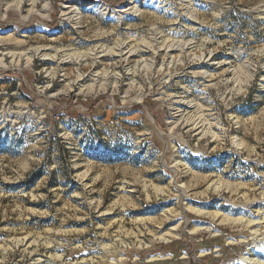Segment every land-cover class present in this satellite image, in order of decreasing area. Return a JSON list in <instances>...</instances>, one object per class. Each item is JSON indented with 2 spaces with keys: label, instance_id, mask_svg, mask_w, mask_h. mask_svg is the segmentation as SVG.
I'll return each instance as SVG.
<instances>
[{
  "label": "rangeland",
  "instance_id": "1",
  "mask_svg": "<svg viewBox=\"0 0 264 264\" xmlns=\"http://www.w3.org/2000/svg\"><path fill=\"white\" fill-rule=\"evenodd\" d=\"M15 1L0 0V49L20 54L0 67V264H264V0H147L119 20L100 7L130 0H34L27 24ZM122 39L128 62L103 48Z\"/></svg>",
  "mask_w": 264,
  "mask_h": 264
},
{
  "label": "bare ground",
  "instance_id": "2",
  "mask_svg": "<svg viewBox=\"0 0 264 264\" xmlns=\"http://www.w3.org/2000/svg\"><path fill=\"white\" fill-rule=\"evenodd\" d=\"M146 1L147 0H130L129 3L122 9H118V10H112V9H109L105 6H101L100 7V10H101V14L103 15H109L111 18H114L115 20H119V19H122L123 17H128V16H133V15H138V14H141L143 13V7L146 5ZM154 1H157L158 4L161 6V7H164L165 5H168V2L170 0H152L151 2H154ZM23 2L24 0H16L14 5L16 7V10L17 12H21L22 10V7H23ZM185 2V1H184ZM181 4V3H180ZM77 5V4H76ZM83 5L85 6H89V7H92L93 5L92 4H89V3H86L84 2ZM35 6H36V1L34 0H31V9L28 10V15L26 17H22V22L24 24H27L29 22H33L35 21L36 22V19L33 17L32 18V15H34L36 13L35 11ZM50 8H51V4L49 2H46L45 3V9L46 11H50ZM180 9V8H179ZM183 9V8H182ZM187 9V8H186ZM5 11V10H4ZM179 12V11H178ZM182 12V11H181ZM189 12V11H188ZM187 12V13H188ZM191 12V10H190ZM183 13V12H182ZM192 13V12H191ZM189 13V14H191ZM185 15V14H184ZM184 15H177L178 18L180 16H184ZM141 16V15H140ZM188 16V15H187ZM191 16V15H190ZM41 17L43 19H51L52 18V14L49 12L47 13L46 15H41ZM61 17L63 18V21H65L66 23H73V22H76V23H81L82 22V19H83V16H82V12L80 10V8L78 6H75L73 4H69V5H65L63 7V10L61 12ZM185 17V16H184ZM177 18V19H178ZM176 19V20H177ZM184 19V18H183ZM190 19V18H189ZM175 20V21H176ZM192 20V19H190ZM61 20V22H63ZM193 21V20H192ZM196 21V20H194ZM180 23V22H179ZM196 23V22H195ZM82 24V23H81ZM176 24V23H175ZM181 24V23H180ZM33 25V24H32ZM34 26H42L40 24H35ZM182 26V25H181ZM181 26H178V27H181ZM187 26V25H186ZM176 28V27H175ZM191 28V27H190ZM195 28V27H194ZM185 29V28H183ZM172 30H176V29H172ZM180 30V29H179ZM189 30V29H187ZM191 31V30H190ZM154 32V31H153ZM160 32V31H159ZM187 33V32H186ZM160 34V33H158ZM164 36V35H163ZM10 36H8L6 38V40H4L3 37H0V47L2 46V43L3 41H10ZM165 38V37H164ZM162 40V39H161ZM164 41V40H163ZM166 41V40H165ZM164 43L166 44V41ZM177 41L176 43H171L169 46H167L166 48V55L168 56L167 58H169V63L171 64L172 62H175L176 59L178 57L181 58L182 56V53L187 50V49H190V45H191V42L189 41ZM132 42H130V39H122V41H120V43L117 44V48L114 49V48H109V47H103L104 48V51L106 53H108L109 55L113 56V57H117L119 58L121 61H124V62H128L129 60L132 59V57L134 56V52H136V46L137 45H131ZM143 43H146V42H143ZM163 43V42H161ZM140 45V44H138ZM168 45V44H167ZM147 46V45H145ZM161 48H163L164 44L162 45L161 44ZM149 47V46H148ZM140 48V47H139ZM42 50V49H41ZM179 53V54H176V53ZM7 54H11V56L13 57H17V56H20V54H16V53H6L4 52V50H1L0 49V67H4V57L5 55ZM65 55V54H64ZM94 54H90V53H86V52H82V53H77V52H74V53H71V54H67L65 56L62 57V61L65 62V60L67 61L68 59H71V60H75V61H80V60H87L90 56H93ZM178 55V56H177ZM181 55V56H180ZM195 55V54H194ZM42 56V55H41ZM48 56V55H46ZM50 56V55H49ZM104 56L106 55H103L101 57H98V58H103ZM52 58H56L55 55L51 56ZM95 57V56H93ZM29 61H31V57H28ZM91 59V58H90ZM209 61H216L214 58L211 57V55L207 58ZM200 61V60H199ZM178 62V61H177ZM223 63V62H222ZM220 65V63H219ZM198 73V72H197ZM201 75V77H204V78H211L212 75H209L207 71H201L200 73H198ZM213 77V76H212ZM200 78V77H199ZM212 80V78H211ZM179 103V102H178ZM177 115V114H176ZM183 115H179L178 118L175 119L174 122H172L173 125H177L179 123H181L183 121ZM185 121V120H184ZM183 121V122H184ZM196 122V121H195ZM202 125V124H201ZM204 125V124H203ZM211 125V124H210ZM214 136V135H213ZM184 200H188V198H184ZM250 225L254 226V225H259L261 224L260 222L258 223H251L249 222ZM169 236L171 237H174V236H177L173 233L169 234ZM243 260H246V263L247 264H256L253 260H248L247 258H243ZM259 264V263H258Z\"/></svg>",
  "mask_w": 264,
  "mask_h": 264
},
{
  "label": "trees",
  "instance_id": "3",
  "mask_svg": "<svg viewBox=\"0 0 264 264\" xmlns=\"http://www.w3.org/2000/svg\"><path fill=\"white\" fill-rule=\"evenodd\" d=\"M138 107H140V106H138Z\"/></svg>",
  "mask_w": 264,
  "mask_h": 264
}]
</instances>
